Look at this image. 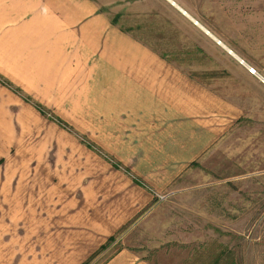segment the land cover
Instances as JSON below:
<instances>
[{
    "label": "crops",
    "instance_id": "crops-1",
    "mask_svg": "<svg viewBox=\"0 0 264 264\" xmlns=\"http://www.w3.org/2000/svg\"><path fill=\"white\" fill-rule=\"evenodd\" d=\"M153 2L0 0V264H153L117 232L240 117L118 22Z\"/></svg>",
    "mask_w": 264,
    "mask_h": 264
},
{
    "label": "rangeland",
    "instance_id": "rangeland-1",
    "mask_svg": "<svg viewBox=\"0 0 264 264\" xmlns=\"http://www.w3.org/2000/svg\"><path fill=\"white\" fill-rule=\"evenodd\" d=\"M180 1L200 23L212 24L208 29L238 58L161 0L149 12L122 13L117 20L237 103L241 115L145 214L117 232L111 248L126 246L153 264H264V83L239 61L264 76V0Z\"/></svg>",
    "mask_w": 264,
    "mask_h": 264
},
{
    "label": "built area",
    "instance_id": "built-area-1",
    "mask_svg": "<svg viewBox=\"0 0 264 264\" xmlns=\"http://www.w3.org/2000/svg\"><path fill=\"white\" fill-rule=\"evenodd\" d=\"M239 61L243 63V65L246 67L247 71L251 74L257 75V77L260 79L262 83H264V76L258 73L255 68L247 63H245L242 59L239 58Z\"/></svg>",
    "mask_w": 264,
    "mask_h": 264
},
{
    "label": "trees",
    "instance_id": "trees-1",
    "mask_svg": "<svg viewBox=\"0 0 264 264\" xmlns=\"http://www.w3.org/2000/svg\"><path fill=\"white\" fill-rule=\"evenodd\" d=\"M2 81H5L4 79H2V78H0ZM5 83H8V82H5ZM9 84V83H8ZM14 91H16V92H18V90L16 89V88H14V87H12V86H10ZM28 99V98H27ZM37 107H40V106H38V104H35ZM42 109V108H41ZM40 109V110H41ZM43 110V109H42ZM41 110V111H42ZM43 112V111H42ZM52 117V116H51ZM54 117V116H53ZM55 119L58 121V122H60V123H62V124H64V125H66L64 122H62L60 119H58V118H56L55 117Z\"/></svg>",
    "mask_w": 264,
    "mask_h": 264
}]
</instances>
